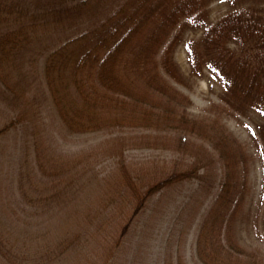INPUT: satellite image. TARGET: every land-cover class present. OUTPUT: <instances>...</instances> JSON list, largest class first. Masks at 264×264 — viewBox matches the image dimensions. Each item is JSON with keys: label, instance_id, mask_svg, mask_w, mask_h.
Wrapping results in <instances>:
<instances>
[{"label": "rangeland", "instance_id": "374dc122", "mask_svg": "<svg viewBox=\"0 0 264 264\" xmlns=\"http://www.w3.org/2000/svg\"><path fill=\"white\" fill-rule=\"evenodd\" d=\"M3 1L10 13L0 24V232L12 244L7 257L20 264H197L196 225L219 188L218 162L187 138L162 139L150 130L74 133L59 115L72 114L78 95L67 81L71 62L58 51L72 57L82 45L69 40L97 25L107 28L102 20L117 0ZM205 3L194 10V21H179L164 41H155L154 22L140 27L128 49L140 45L148 67L154 59L167 61L170 76L159 72L173 89L172 108L190 122L218 125L237 156H244L213 213L223 217L238 250L264 262V107L255 103V88L246 95L226 91L204 65L216 48L215 34L207 32L234 11H264V0ZM253 45L224 42L254 64ZM46 60L52 62L49 74ZM197 157L208 167L155 187L149 202L136 204L124 171L144 190L174 168H190ZM0 264L14 263L0 254Z\"/></svg>", "mask_w": 264, "mask_h": 264}, {"label": "trees", "instance_id": "16d2710c", "mask_svg": "<svg viewBox=\"0 0 264 264\" xmlns=\"http://www.w3.org/2000/svg\"><path fill=\"white\" fill-rule=\"evenodd\" d=\"M205 2L206 0H117L116 6L111 8L102 20L107 28L97 25L69 40L68 42L78 41L82 45L72 57L68 52L58 51L63 61L71 62L67 81H72L78 95V104L73 103L72 114L60 110L59 115L64 128L74 133L109 132L115 129L125 132L150 130L157 132L162 139L171 134L180 141L185 138L192 140L194 147L196 145L197 149L203 150L208 160L215 159L218 162L220 185L213 193L215 203L221 198L224 190H229L231 179L239 173L237 168L241 169L244 156H237L233 144L226 141L228 138L223 130L218 129V125L210 123L207 119L190 122L172 108L173 89L159 72L162 69L163 73L170 76L167 61L161 59L159 62L154 59L152 67H148V62L142 61L143 50L140 45L135 44L138 46L135 52L128 49L140 27L154 22L152 30L156 33L155 41H164L179 21H194V10L205 6ZM6 5L0 0V13L3 10L6 13L5 18H0V24L10 14ZM247 10L234 11L224 16L216 28L207 32L209 35L215 34L212 43L217 49L208 55L210 57L205 58L204 65L221 79L226 91L239 90L246 95L255 88V103L260 108L264 107V84L260 80L261 73L264 72V11L257 13ZM242 14L245 17H241ZM98 30L101 31L97 35L86 38ZM2 36L5 37L3 34ZM228 38L243 44L252 41L253 50L256 52L255 63L230 53L224 46L225 39ZM55 55L56 51H53L52 60ZM195 59L194 52L191 63ZM47 60L43 67L46 74H49L48 68L52 62L49 64ZM133 73L137 75L132 76ZM46 80L50 82L51 76ZM53 98L58 101L57 95ZM259 100L263 105L259 104ZM182 152L184 156L194 155L190 151ZM237 158L240 160L235 164L233 161ZM191 164L190 168H174L144 190L135 186L126 171L123 173L129 185L128 189L135 195L136 204L140 205L143 201H150L155 187L162 189L166 183L190 175L194 177L201 167H208L205 159L200 157ZM213 203L201 213L196 225L193 247L196 263L264 264L254 252L249 254L236 248V243H232L226 235L225 220L219 214L213 213ZM125 226L126 224H122V229ZM69 242L75 243L72 240ZM11 248V242L0 232V254L6 261L20 264L15 261V257L10 259L4 252H9ZM178 262L181 264L180 259Z\"/></svg>", "mask_w": 264, "mask_h": 264}]
</instances>
